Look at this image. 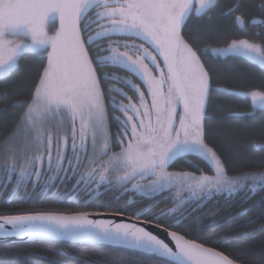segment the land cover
Wrapping results in <instances>:
<instances>
[{
    "label": "snow or ice",
    "instance_id": "1",
    "mask_svg": "<svg viewBox=\"0 0 264 264\" xmlns=\"http://www.w3.org/2000/svg\"><path fill=\"white\" fill-rule=\"evenodd\" d=\"M26 55L39 61L31 87L0 90V203L118 206L0 212V237L116 253L77 264H131L125 250L241 264L211 237L264 236V154L260 167L229 164L206 119L213 92L249 102L233 120L264 114V0H0V82ZM241 60L259 68L254 83L236 75ZM261 128L249 146L264 153Z\"/></svg>",
    "mask_w": 264,
    "mask_h": 264
},
{
    "label": "trees",
    "instance_id": "2",
    "mask_svg": "<svg viewBox=\"0 0 264 264\" xmlns=\"http://www.w3.org/2000/svg\"><path fill=\"white\" fill-rule=\"evenodd\" d=\"M21 72L12 76L10 81L0 82V90L3 89L5 84H11L13 90L22 93L31 87V75L39 65L32 56H24L21 61ZM236 75H239L246 83H254L260 76L258 67L250 65L246 61H237ZM221 86L223 82L221 81ZM214 87L216 85L214 84ZM237 90H243L245 85L238 84ZM0 101V105H2ZM226 103L227 107L220 105ZM248 101L237 98L227 97L213 92L212 98L209 102L207 109L206 123L210 126L213 132L220 134L221 151L223 152L224 159L231 165H246L249 167H260L259 157L264 154L259 150H255L249 146V141L253 138L259 139L261 136V126L264 125V114L257 113L254 119L247 121L233 120L228 117V109H243L248 105ZM14 118V117H13ZM243 125V127H240ZM179 170V169H176ZM127 196L123 197L120 203L127 200ZM100 201L97 200L84 206L83 203H73L70 201H58L53 198L44 200L43 202L34 203H20L15 201L12 204L0 203V212L10 210L22 211H89L97 212L104 211L111 213L118 206L113 204L111 208H100ZM147 203V201H143ZM140 205L137 204V207ZM134 210V209H133ZM247 231L246 227L236 229H225L222 235L233 236L235 239L230 241L227 246L216 244L215 234L211 237L213 243L211 246L218 247L219 250L225 252L230 258L241 261V264H264V236L259 232L250 236L243 235ZM62 251L67 253L65 256L59 257L65 260L67 264H77L79 261H108L110 256L116 253L110 246L106 245H88L83 243L65 244L63 246L58 244H49L43 241H32L26 243L16 244H0V264H48L43 257L53 255L54 250L61 248ZM123 259L131 264H156L155 260L145 254L135 253L125 250L122 253Z\"/></svg>",
    "mask_w": 264,
    "mask_h": 264
},
{
    "label": "water",
    "instance_id": "3",
    "mask_svg": "<svg viewBox=\"0 0 264 264\" xmlns=\"http://www.w3.org/2000/svg\"><path fill=\"white\" fill-rule=\"evenodd\" d=\"M125 219H128L126 216ZM153 231H156L154 228ZM161 236H163V233H161ZM26 242H32L28 240L18 239V238H3L0 237V244H16V243H26Z\"/></svg>",
    "mask_w": 264,
    "mask_h": 264
},
{
    "label": "rangeland",
    "instance_id": "4",
    "mask_svg": "<svg viewBox=\"0 0 264 264\" xmlns=\"http://www.w3.org/2000/svg\"><path fill=\"white\" fill-rule=\"evenodd\" d=\"M55 26H56L55 23H53L52 25H50V27H51L52 30H54Z\"/></svg>",
    "mask_w": 264,
    "mask_h": 264
}]
</instances>
